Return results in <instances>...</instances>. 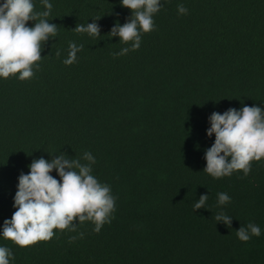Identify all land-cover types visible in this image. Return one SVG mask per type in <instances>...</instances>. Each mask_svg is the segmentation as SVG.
<instances>
[{
	"label": "trees",
	"instance_id": "1",
	"mask_svg": "<svg viewBox=\"0 0 264 264\" xmlns=\"http://www.w3.org/2000/svg\"><path fill=\"white\" fill-rule=\"evenodd\" d=\"M49 2L58 35L44 44L39 69L24 81L0 78V246L11 248L10 264H264V159L246 177L204 171L211 115L264 109V0H161L138 50L109 36L132 16L121 0ZM95 18L100 37L73 30ZM70 42L83 49L65 65ZM85 152L117 198L111 223L96 233L77 221L76 231L54 229L52 240L26 248L3 238L33 160ZM220 192L231 202L218 205ZM220 212L231 228L214 219ZM248 223L261 235L242 242L236 230Z\"/></svg>",
	"mask_w": 264,
	"mask_h": 264
},
{
	"label": "clouds",
	"instance_id": "2",
	"mask_svg": "<svg viewBox=\"0 0 264 264\" xmlns=\"http://www.w3.org/2000/svg\"><path fill=\"white\" fill-rule=\"evenodd\" d=\"M45 10L37 11L33 0H2L0 2V78L8 79L19 74L21 81L34 76V67L39 69L44 44L50 37H57L58 26L50 23L53 5L49 0H41ZM123 7L132 11V16L123 25L116 23L109 33L110 37L119 36L120 42H131L132 50L141 46L142 33L155 30L154 15L161 8V0H121ZM180 15L188 14L183 4L177 5ZM94 22L86 26L78 24L77 33H87L100 37V25ZM34 21V26H28ZM83 45L69 43L65 65L77 61V53ZM129 48L120 53L125 55ZM58 58L61 53H55ZM211 127L207 135H215L214 144L206 150L204 171L213 178L220 179L242 171L248 176L252 162L264 159V109L259 106H243L240 110L229 108L223 114L214 112L210 117ZM81 159L87 161L82 163ZM95 158L85 152L82 158H69L66 154L53 155L51 161L40 157L29 165L30 172L21 173L18 178V190L14 197L16 211L11 219L3 224V238L11 240L21 248L33 246L41 241H50L55 236L54 229L76 231V222H92L94 231L99 233L105 224H110L116 210V197L112 195L108 184H102L92 173ZM58 173L60 179L51 173ZM218 205L231 202V197L220 192ZM208 195H203L193 206V210L203 208ZM214 219L232 226V217L223 212ZM238 239L249 241L259 237L261 229L254 223H248L236 230ZM83 238L84 233L79 234ZM77 237H70V242ZM11 248L0 246V264H10L14 260Z\"/></svg>",
	"mask_w": 264,
	"mask_h": 264
}]
</instances>
